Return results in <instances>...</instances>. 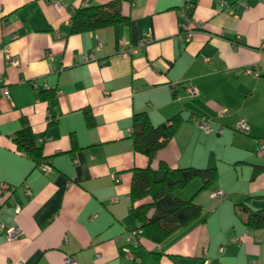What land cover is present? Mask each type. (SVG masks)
Returning a JSON list of instances; mask_svg holds the SVG:
<instances>
[{"label":"crops","instance_id":"crops-1","mask_svg":"<svg viewBox=\"0 0 264 264\" xmlns=\"http://www.w3.org/2000/svg\"><path fill=\"white\" fill-rule=\"evenodd\" d=\"M109 1L0 0V264H264V228L244 222L264 206V0H121V22L70 32L77 8ZM140 112L153 125L179 118L151 161L133 147ZM23 125L40 160L15 144ZM147 165L155 180L163 166L215 178L174 191L200 206L198 217L126 255L132 174ZM11 227L19 232L9 239Z\"/></svg>","mask_w":264,"mask_h":264},{"label":"trees","instance_id":"trees-1","mask_svg":"<svg viewBox=\"0 0 264 264\" xmlns=\"http://www.w3.org/2000/svg\"><path fill=\"white\" fill-rule=\"evenodd\" d=\"M120 1L87 3L77 8L70 19V32L78 33L121 22L124 16L119 9ZM178 124L179 118L171 117L165 122L153 125L146 113H135L131 127L134 150L144 154L151 161L155 153L173 136ZM14 141L19 150L41 159V149L35 145L28 125H23L16 131ZM163 171L162 178L155 180L149 165L134 169L129 193L131 202L138 203L132 210L134 224L131 228L140 229L141 238L146 237L155 242L200 214V206L192 199L182 200L176 197L175 189L184 186L196 176L205 183L215 178V171L210 168L172 169L163 166ZM244 222L250 228H264V206L257 211L248 212Z\"/></svg>","mask_w":264,"mask_h":264},{"label":"built area","instance_id":"built-area-1","mask_svg":"<svg viewBox=\"0 0 264 264\" xmlns=\"http://www.w3.org/2000/svg\"><path fill=\"white\" fill-rule=\"evenodd\" d=\"M84 4H87V3L85 2ZM54 5H58V3L55 2ZM196 26H198L197 23H196ZM193 32H194V29L189 27V24L187 22H185L180 27L179 36L181 37L182 40L188 41L192 37ZM147 42H148L147 38H142L137 43V46H144ZM132 51H133V48L123 49L122 54L126 55ZM6 63L7 64H14L13 59L7 53H6ZM245 72L252 74L256 77L259 76V74H260L259 70L256 67H251V68L249 67V68L245 69ZM185 90L190 97L196 96L198 94L197 88L192 84H187L185 86ZM0 93L3 95H6L7 94L6 88L0 89ZM225 112L226 111L223 110V113H225ZM192 121L195 123V125L201 131H203L205 133L210 132L212 129L211 128V121L207 118L192 117ZM235 130L245 134L248 132V126L246 125V123L244 121H239L235 124ZM218 131L220 132L221 129H219ZM38 166L44 172H48L51 170L50 166L48 164H46L45 162L39 163ZM4 186H6V185H4ZM24 190H25V193L29 194V189L27 186L24 187ZM211 195L214 197H222V196H224V193L221 190H216L213 193H211ZM20 209L21 208L19 206L15 207L16 212H19ZM18 232H19V229L17 227H11V228L7 229V231H6L7 237L9 239H11L15 235H17ZM123 237H124L123 238L124 244L121 247V250L126 255H129L130 249L133 247H137L139 245L140 240H141V231L138 228H129L128 230L125 231ZM13 264H21V263L17 262V263H13ZM65 264H76V262L72 259V257L67 256V257H65Z\"/></svg>","mask_w":264,"mask_h":264}]
</instances>
